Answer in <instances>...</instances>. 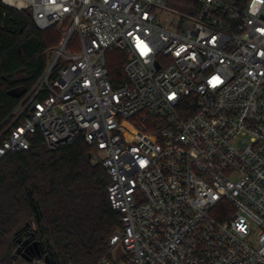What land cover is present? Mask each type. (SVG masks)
<instances>
[{"label":"built area","instance_id":"built-area-1","mask_svg":"<svg viewBox=\"0 0 264 264\" xmlns=\"http://www.w3.org/2000/svg\"><path fill=\"white\" fill-rule=\"evenodd\" d=\"M1 3L60 39L0 125V160L34 134L94 147L119 214L95 264H264V0Z\"/></svg>","mask_w":264,"mask_h":264},{"label":"trees","instance_id":"trees-1","mask_svg":"<svg viewBox=\"0 0 264 264\" xmlns=\"http://www.w3.org/2000/svg\"><path fill=\"white\" fill-rule=\"evenodd\" d=\"M59 39L54 28L39 30L28 10L0 0V125L19 101L14 90L37 81L45 51ZM106 61L110 78L120 76L123 55L108 51ZM93 150L78 138L47 151L34 134L28 149L0 160V264H32L21 253L33 244L50 264H95L108 255L119 214L110 207L109 177L91 159Z\"/></svg>","mask_w":264,"mask_h":264},{"label":"water","instance_id":"water-1","mask_svg":"<svg viewBox=\"0 0 264 264\" xmlns=\"http://www.w3.org/2000/svg\"><path fill=\"white\" fill-rule=\"evenodd\" d=\"M24 93L23 89H15L14 92L12 93L15 97L20 98L22 94ZM21 256L25 258L27 261L31 262L35 257L40 258L41 257V252L36 244H33L31 246H28L27 249H25L22 253ZM45 261L50 264L49 258L46 256Z\"/></svg>","mask_w":264,"mask_h":264},{"label":"snow or ice","instance_id":"snow-or-ice-1","mask_svg":"<svg viewBox=\"0 0 264 264\" xmlns=\"http://www.w3.org/2000/svg\"><path fill=\"white\" fill-rule=\"evenodd\" d=\"M138 47L141 48L142 54H146L147 53L148 49L146 48V46H143L142 42H140L138 44ZM217 82H219V81L217 80Z\"/></svg>","mask_w":264,"mask_h":264},{"label":"rangeland","instance_id":"rangeland-1","mask_svg":"<svg viewBox=\"0 0 264 264\" xmlns=\"http://www.w3.org/2000/svg\"><path fill=\"white\" fill-rule=\"evenodd\" d=\"M111 58H112V56H110ZM114 60H116V59H114V57H113V61ZM91 159L94 161V162H96V161H98L97 160V157H96V155H95V153L93 152V151H91Z\"/></svg>","mask_w":264,"mask_h":264}]
</instances>
